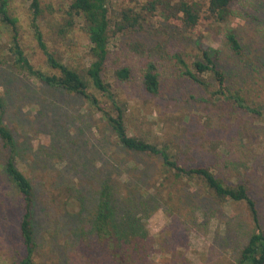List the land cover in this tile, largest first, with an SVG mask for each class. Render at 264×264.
Segmentation results:
<instances>
[{
    "label": "rangeland",
    "instance_id": "rangeland-1",
    "mask_svg": "<svg viewBox=\"0 0 264 264\" xmlns=\"http://www.w3.org/2000/svg\"><path fill=\"white\" fill-rule=\"evenodd\" d=\"M68 1L41 0V4L57 7ZM112 1L118 7L129 5V0ZM31 2L10 0V10L19 20L23 47L31 63L46 69L30 28ZM231 9L234 16L225 23L207 21L202 32L229 84L243 90L244 95L250 93L251 104L262 115L231 104L222 106L197 84L178 78L179 70L167 54L195 56V37L190 43L167 37L165 43L166 37L155 38L154 32L136 34L132 39L141 40L152 50L142 58L131 53L128 35H118L111 40L104 76L129 107L130 135L148 137L161 145L173 139L180 163L187 168L210 163L214 173L228 184L248 182L264 230V0H240ZM1 25L0 42L6 43L11 35L8 27ZM231 33L243 46L244 58L227 47ZM47 43L63 53L71 66H89V41L81 22L68 40ZM149 63L157 64L163 86L157 98L145 93L144 73ZM123 68L131 71L129 81L114 77V72ZM0 97L4 107L0 120L12 130L18 166L35 189L34 228L45 252L37 257L40 264H117L112 257L84 253L81 243V236L93 224V211L106 184L117 192L112 203L115 223L122 225L131 217L157 241L150 264L237 262L256 230L244 204H217L205 189L192 186L185 190V201L175 210L174 203L165 204L157 195L161 160L124 149L82 98L50 89L10 66L0 67ZM176 116L179 121L173 124ZM2 161L0 155V264H16L22 255L18 236L21 209ZM64 187H70L76 199L61 209L54 197Z\"/></svg>",
    "mask_w": 264,
    "mask_h": 264
},
{
    "label": "trees",
    "instance_id": "trees-1",
    "mask_svg": "<svg viewBox=\"0 0 264 264\" xmlns=\"http://www.w3.org/2000/svg\"><path fill=\"white\" fill-rule=\"evenodd\" d=\"M238 1L240 0H129V5L118 7V3L112 0H69L55 7L52 3L43 6L41 0H32L30 28L45 58L46 69H42L34 66L25 53L19 20L11 13L10 0H0L1 27H8L11 35L6 43L0 42V67L10 66L50 89L63 90L69 95L82 98L89 109L100 115L101 121L124 149L148 158L160 159V174L157 175L155 183L157 195L161 196V201L165 204L174 203L175 210L185 201V190L192 186L205 189L217 204H244L250 212L256 230L241 250L235 264H264V230L260 224L257 202L251 195V185L248 182L228 184L214 173L210 163L187 168L180 163L173 139L161 145L148 137L130 135L127 128L129 107L119 99L114 86L104 76L110 58L111 40L118 35H128L131 38V53L142 58L152 50L141 40L134 41L132 37L136 34L154 32L155 38L166 37L165 43L167 37L173 38L174 42L183 39L188 43L195 37L198 40L195 56L190 57L185 52L167 54L169 61L179 70L178 78L197 84L222 106L231 104L252 114L262 115L251 104L250 93L244 95L243 90L234 89L229 84L228 76L218 64V58L212 55L202 32L205 22L214 19L216 22L225 23L234 16L231 7ZM79 22L89 41L87 54L90 64L85 69L73 67L65 62L63 53L51 49L47 43L49 40L54 44L68 40ZM157 46L160 48L161 43L158 42ZM227 47L234 54L244 58V48L236 34L229 35ZM5 49L7 53L3 55ZM114 77L119 81H129L131 71L128 68L116 70ZM144 79L146 95L150 98L160 97L163 86L157 64L147 65ZM180 101L181 99L178 102ZM3 109V99L0 97V110ZM2 116L3 111L0 119ZM172 121L175 124L179 121V116L174 117ZM0 155L9 186L14 189L21 209L18 236L21 240L22 255L16 264H40L37 257H43L45 252L38 243L34 228L35 189L18 166V147L14 134L2 120ZM115 192L110 184L102 188L93 211V224L88 232L83 233L84 237L81 236L84 253L103 254L112 257L117 264H150L157 241L147 233L140 222L131 217L122 225L115 223L112 211V203L117 194ZM54 199L59 201V208L66 209L76 197L70 187H64Z\"/></svg>",
    "mask_w": 264,
    "mask_h": 264
}]
</instances>
